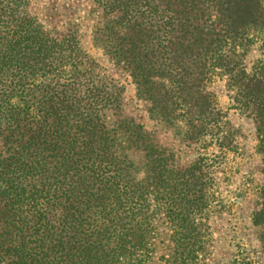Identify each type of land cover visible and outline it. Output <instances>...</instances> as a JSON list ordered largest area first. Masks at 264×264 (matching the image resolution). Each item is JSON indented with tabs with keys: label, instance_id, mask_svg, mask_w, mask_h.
Instances as JSON below:
<instances>
[{
	"label": "trees",
	"instance_id": "obj_1",
	"mask_svg": "<svg viewBox=\"0 0 264 264\" xmlns=\"http://www.w3.org/2000/svg\"><path fill=\"white\" fill-rule=\"evenodd\" d=\"M37 1L0 0V264H207L215 173L240 135L227 109L254 128L264 247V0H84L92 43L147 118L196 148L187 163L126 111L78 23L46 28Z\"/></svg>",
	"mask_w": 264,
	"mask_h": 264
},
{
	"label": "rangeland",
	"instance_id": "obj_2",
	"mask_svg": "<svg viewBox=\"0 0 264 264\" xmlns=\"http://www.w3.org/2000/svg\"><path fill=\"white\" fill-rule=\"evenodd\" d=\"M31 10L48 29L64 31L66 22H77L82 49L123 86L122 102L126 111L147 129H152L162 144L174 150L181 162L194 159L196 148L178 142L172 129L147 118L142 103L135 98L134 86L128 75L113 67L102 50L92 43V13L84 0H38L32 4ZM259 52L257 46L252 47L247 55L248 60L259 57ZM209 89L214 93L217 107L225 110L228 98L222 81L214 78ZM226 112L230 122L240 128V135L236 137V152L227 153L215 173L217 177H225L218 181V198L222 199L223 204L207 218L210 236L204 257L207 264H264V247L258 243L256 228L251 225L248 216L256 201L255 187L261 181V161L255 150L254 128L247 118L233 109Z\"/></svg>",
	"mask_w": 264,
	"mask_h": 264
}]
</instances>
